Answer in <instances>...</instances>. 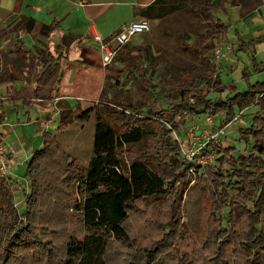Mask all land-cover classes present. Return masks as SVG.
I'll list each match as a JSON object with an SVG mask.
<instances>
[{"label":"rangeland","instance_id":"1","mask_svg":"<svg viewBox=\"0 0 264 264\" xmlns=\"http://www.w3.org/2000/svg\"><path fill=\"white\" fill-rule=\"evenodd\" d=\"M189 1L188 4H180L176 8L174 6L177 5L178 0H164V5H160L165 13L162 14L160 19L137 17V19L148 20L150 25L148 32L136 34L122 47H116L115 42L112 41L115 53L109 62L103 61V65L108 71L105 73L104 83L106 87L112 85L113 88H105L106 91H111L105 93L104 96L112 97L116 102L121 103L124 108L131 105L132 112L143 110V114H145L149 106L152 108H156L157 105L167 107L168 102L163 98V93L168 92V90L198 86L199 78L206 70V64L200 61L196 53L201 39L208 32V24L205 17L200 14L197 3L219 4L220 0ZM232 7H234L233 2L228 0L224 9L214 12L215 17L228 24L229 29L228 41L223 48L224 55L216 61L220 67V77L224 87L212 89L209 98L233 96L236 92L248 90V84L264 81V71L255 72L250 63L248 54L251 53V50L247 52L248 54L237 50V37L239 39L240 37L245 39L252 37L250 36V32H253L252 28L259 31L262 27L254 26L253 19L251 20L250 16L258 11L261 12L264 4H259V0H242V4L238 8L243 13L245 12V17L239 9ZM263 34V31L258 33L259 37H262ZM23 41L27 48L35 51L34 45L36 43L30 42L28 37H25ZM138 48H148L153 59L152 63L149 60L151 58L147 59L145 57V52L137 53ZM8 49L7 53L3 54L0 59V112L3 107L9 104L7 100L9 95L16 98V100H21V102L17 105L18 112L9 110L7 114L8 125L16 124V127L14 129H11L10 126L6 127L7 132H11L7 137L6 134L0 132L6 137L5 143L13 153L10 160V171L14 182L9 183V189L13 197L14 208H12V212L16 218V222L5 229L2 228L3 219L0 220V241L5 240L7 235L25 222L26 202L24 198L30 190L26 176V165L32 151L41 146L43 131L56 132L60 121V112L76 107H80L78 111L94 108L86 119L76 117L77 112L74 111L71 113L69 125L62 131L56 132L57 146L69 154L71 159L74 160V166L73 168L70 167L71 170L63 179L59 180V177L57 180L54 178L49 179L50 182L47 188L58 186L61 182L67 180L65 182L71 184L72 193L70 197H64L65 199L62 201L63 208L57 219L48 218L47 221L50 222L39 220L33 224L34 234L42 240L45 248L36 245L35 248H13L11 250L10 248H4L5 242H0V264H62V248L56 246H60L69 233L81 231L79 214L74 207L66 208L64 205L66 206L69 202L73 205L80 202V193L77 187L78 180L83 175L93 155L94 126L96 122L94 112H101L104 107L115 109L111 107L114 101L107 102L108 100L106 101L98 95L96 97L97 102L95 100L91 103L81 101L82 106L75 99L69 100L70 103L58 100L52 105L54 97L57 95V91H54L56 89L54 80L58 76L56 70H53L52 77L43 83V88L37 95L39 100H37L33 95L35 82L38 75L46 67L34 66L31 68L25 65L11 48ZM125 64L126 67H124ZM13 68L17 71L14 76L17 80L8 79L7 82H4L3 77L10 75L8 70ZM132 68L133 70H131ZM138 72L143 73L145 78H148L153 85L149 88V92L155 98L150 99L151 95L144 89L147 82L143 83ZM13 82L17 91L11 89L6 93L5 88ZM22 99L34 105L28 106V103H23ZM260 103L254 101L241 107L237 104L234 105L236 120L225 129L224 148L232 145L235 148V153L248 154L253 139L251 137L243 138L239 128L245 129L251 125L253 116L261 110L262 104ZM184 116L183 113L180 115L175 114L172 120L181 123ZM208 116L206 113H201L195 117H186L178 130L175 129V132L172 133V137L175 139V136H177L178 140H181V145L185 146L187 134L184 129L195 124L198 126L197 133L200 136L202 130L207 128L204 123H206ZM27 117H30L31 123L27 122ZM49 117H53V119H49ZM5 118V116L2 117L0 124L5 121ZM36 119L37 122H35ZM220 119V113L213 116L212 121L214 124L210 126V129L214 130ZM43 120L46 124L40 123ZM110 123L118 132H121L127 129L128 121L120 124L111 118ZM133 123L144 129V136L138 144L124 146L120 149L126 161L141 159L155 170L158 166H169L167 148L164 138L161 136L163 133L161 126L152 121L136 120ZM4 127L0 125V128ZM211 153L213 163L207 165L214 166L218 164L222 170L232 168V165L228 162L218 163L217 159L220 154L215 149L212 148ZM215 172L216 170L211 169L206 170L205 173L202 170L198 173L188 170L184 177L177 176V181L169 184V191L164 196L143 199L133 203L129 208V218L125 225L131 238L128 241L130 245H127V242L112 241L106 253L107 264H256L258 260L264 262V248H261L262 252L258 257L252 251L248 252L242 251L240 248H234L232 242L227 248H216L220 253L222 252L221 256H215L212 251L213 248H203L206 243L201 247L204 239L214 244L217 243L216 241L224 239V237L215 234L222 212L219 208L224 201L226 204L228 199L235 198L239 194V191L235 189L231 190V193L225 192L215 197L213 191L216 190V183L220 181V176ZM252 178L250 177L249 180H252ZM261 179L264 180L263 177ZM250 188L248 189L249 194H243V197H251L253 200L256 195L255 192L250 191ZM4 206L5 196L0 187V207ZM263 208L264 205H262L261 214V221L264 224ZM223 213H227L226 208ZM246 217L245 209L236 207L232 214V224L235 225L237 220H245ZM167 227H170L171 230H167L168 234H165L164 230ZM239 227L241 225L237 223V229ZM155 243H157L156 248L159 247L158 251L154 250L150 256H147L145 250ZM192 254L196 257H192Z\"/></svg>","mask_w":264,"mask_h":264},{"label":"trees","instance_id":"2","mask_svg":"<svg viewBox=\"0 0 264 264\" xmlns=\"http://www.w3.org/2000/svg\"><path fill=\"white\" fill-rule=\"evenodd\" d=\"M164 0H154L145 8L138 10V15L147 19H160L165 11L161 5ZM176 6L180 4H188L189 0H178ZM233 5L240 7L242 0H230ZM228 0H220L219 4H201L197 3V8L201 15L205 17L208 24V32L201 39L200 46L197 48V55L200 61L206 64V70L198 81V86L192 88L186 86L180 90H168L163 93V98L168 102L167 107L157 105V107H148L145 114L142 111L132 112V106L122 107L121 103L116 102L112 97L104 96L110 93L112 85L106 87L103 85L100 97L106 99L107 102L113 100L110 108H103L101 112H94L96 118L94 126V144L93 155L89 160L87 168L78 180L77 187L80 193V202L74 205L70 202L64 207H74L77 211L79 219L80 232L73 231L69 233L61 242L58 248H62V264H107L106 253L110 244L113 242H121L130 245V235L126 230V222L129 218V208L133 203L143 199L164 196L169 191V184L177 181V176H185L188 170L193 167L190 163L181 159L179 150L180 145L172 137L173 131L183 124L186 117H195L201 113L209 115L221 114L220 125L228 124L235 115L234 105L239 107L250 102L262 104L261 110L257 112L249 127L239 128L243 138L251 137L253 139L252 147L247 155L235 153L234 146L226 148L222 146L214 147L215 151L220 154L218 163L228 162L232 165L230 170H222L218 164L214 166L205 165L195 166L194 173L201 171L203 173L216 170V174L220 176V181L216 183L213 191L214 196L221 193H231V190L237 189L239 194L235 198L228 199L219 208L222 210L219 219L218 228L215 231L216 236L224 237L223 240L210 243L204 239L201 247L213 248L214 255L221 256L216 248H227L232 242L234 248H240L242 251H252L253 254L260 257L261 248H264V224L261 221L262 205H264V81H258L255 84H248L249 89L244 92H236L233 96L224 98H209L210 91L215 88H222L220 77V67L216 61L210 59L209 54H213L218 45L224 41H228V24L222 22L215 17L214 12L222 10L224 4ZM161 4V5H160ZM259 4H264V0H259ZM26 29L30 30L34 24L33 19H28ZM55 24H45L40 29V35L48 37L55 29ZM74 40L73 35L64 36L62 38V47L67 49ZM258 39L250 38L241 40L237 38L238 51L248 52ZM13 51L20 57L25 65L29 67L45 66L36 79V85L33 90L34 97H38V93L48 79L52 77V71L57 70L58 63L53 60L50 52L40 50L34 54L30 49L24 47L21 43H14ZM145 52V57L152 63L151 52L148 48H138L137 53ZM150 56V57H149ZM148 60V61H149ZM250 63L255 72H263L264 68L260 62L255 61V57L250 55ZM128 70L130 69L129 64ZM126 67V64L124 65ZM133 70V68L131 69ZM130 70V71H131ZM139 73V72H138ZM143 83L147 82L144 88L151 95L150 99L155 98L149 88L153 87L145 75L138 74ZM144 76V77H143ZM145 78V79H144ZM13 80L12 75L3 77V81ZM57 91L60 82L58 75L54 80ZM232 86V85H231ZM230 86V87H231ZM53 89V88H52ZM51 89V91H52ZM168 95V97H166ZM30 103V102H24ZM103 107V106H102ZM94 108H88L84 111L75 110L76 117L86 119L93 112ZM103 112V113H102ZM71 113L73 110L60 112L59 125L56 132L62 131L71 121ZM105 113V114H104ZM142 113V114H141ZM185 114L181 123L174 122L173 115ZM170 115V116H169ZM0 115V120L2 119ZM113 118L120 124L127 122V129L118 132L110 123ZM152 121L161 126L164 142L167 148L166 153L169 157V166H158L155 170L149 164L141 159H131L126 161L123 153L120 152L124 146H132L138 144L143 136L144 129L140 125H136L133 121ZM56 132L43 131L42 142L40 148L34 150L27 161L26 176L29 181L30 190L25 194V222L15 229L11 234L5 237L4 248H45L42 240L35 236V228L33 224L39 220L47 221L57 219L63 208L62 201L64 197L71 196V184H67L64 180L61 186H49L50 180L63 179L68 175L70 167L73 168L74 160L69 154L60 149L56 143ZM149 156V155H146ZM219 169V170H218ZM253 177L252 180H249ZM14 182L1 178L0 187L5 196V206L0 207V220H2V228L12 226L16 222L15 214L12 212L13 202L12 193L10 192L9 183ZM63 183H65L63 185ZM73 185V184H72ZM252 187V188H250ZM250 191L255 192L256 198L253 200L243 197L248 195ZM62 194V195H61ZM255 197V196H254ZM236 207L245 209L247 217L245 220H237L236 224H232V214ZM227 213H223L224 209ZM264 209V208H263ZM237 223L241 227L237 229ZM1 228V225H0ZM167 227L164 230L168 234ZM219 233V234H217ZM218 239V238H217ZM215 240V239H214ZM0 241V242H2ZM157 243L145 250L147 256L151 255L156 248ZM159 245V244H158ZM260 249V250H259ZM9 250V249H8ZM192 257L196 255L192 254ZM256 264H264L258 260Z\"/></svg>","mask_w":264,"mask_h":264},{"label":"crops","instance_id":"3","mask_svg":"<svg viewBox=\"0 0 264 264\" xmlns=\"http://www.w3.org/2000/svg\"><path fill=\"white\" fill-rule=\"evenodd\" d=\"M153 1L0 0V59L3 54L7 53L8 48L13 50L14 43L18 42L26 47L23 39L28 37L30 42L36 43L34 45L35 51L30 49L34 54L37 55L43 49L46 53L50 52L54 61L58 63L56 71L60 76V82L52 105L58 100L70 103L69 100L71 99H75L81 106V101L91 103L95 100L97 102L96 97L102 91L105 73L108 72L103 65V56L106 51L102 44L111 40L123 24L136 20L139 16L138 10L145 8ZM225 5L226 3L223 7ZM232 8L239 9L236 6ZM239 11L244 15L243 17L246 16L245 12L243 13L241 9ZM30 18L34 20V24L30 30H27L26 24ZM250 18L251 20L253 19L254 26H262L263 29L261 27L259 31H256V28H252L253 32L247 30L251 33L250 36H252L247 39L255 38L258 41L253 44L250 54L242 51L239 52L247 53L248 58L252 54L255 57V61L260 62V66L264 68V34L262 37L258 35L259 32H264V7L263 9L261 8V12L253 13ZM45 24H55V29L48 37L41 36L39 33L41 27ZM69 35H73L74 40L65 49L61 46L62 38ZM96 38H99V40ZM240 39L244 40L245 38L240 37ZM226 43L227 41H224L218 46H221L223 49ZM108 48L114 50L112 42L109 43ZM211 56L212 54H209V60ZM11 70L9 69L8 71L14 77L17 71L14 68ZM16 80L14 77L13 81ZM5 89L6 93L11 91V89L17 91L14 88V82L10 83V86L8 85ZM9 96L7 97L9 104L1 110V117L5 116L8 118L7 114L9 110L19 111L17 105L21 100L19 101L13 96ZM38 98L39 96L35 99L39 100ZM22 102L24 103L25 101L22 99ZM31 105L34 104H28V106ZM79 108L76 107L70 110L74 112L75 110H79ZM26 113L28 114V111ZM27 118V122L31 123L30 117ZM49 119H53V117H49ZM38 121L40 120L38 119ZM35 122H37V119ZM40 123L46 124L44 120ZM15 127L16 124L11 129ZM0 132L6 134V137L11 133L7 132L6 127L0 128ZM6 137H4L5 140Z\"/></svg>","mask_w":264,"mask_h":264},{"label":"built area","instance_id":"4","mask_svg":"<svg viewBox=\"0 0 264 264\" xmlns=\"http://www.w3.org/2000/svg\"><path fill=\"white\" fill-rule=\"evenodd\" d=\"M150 30L149 22L146 19H136L132 20L128 23L123 24L119 30L113 35L111 40L108 42H104L102 44L104 50L106 51L105 55L103 56L104 62H109V60L113 57L115 50L108 48L109 43L112 41L115 42L116 47H122L126 45L133 36L139 33H145ZM99 40V38H96ZM223 49L221 46H217L214 50L211 59L214 61H218L220 57H222ZM209 115V114H208ZM215 115H209L206 118V123H204L207 128L202 130L200 136L197 133L198 126L192 124V126H188L184 129L187 134L186 145H181L180 141L178 140L177 136H175V140L180 145V156L182 161L190 163L193 167L189 169V171H193L195 166H205L207 164L213 163V155L211 153V149L216 146L223 147V137L225 136V129L236 120V115L232 118V120L226 124L221 126L220 121L217 124V127L214 130L210 129V126L213 123L212 117ZM1 126L5 127H13V125H8L7 118L3 121ZM175 132V131H173ZM177 135V133H175ZM12 151L10 147L5 143V138L3 134H0V178L5 180L11 181V158H12Z\"/></svg>","mask_w":264,"mask_h":264}]
</instances>
